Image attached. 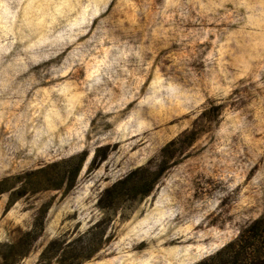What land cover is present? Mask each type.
<instances>
[{
  "label": "rangeland",
  "instance_id": "obj_1",
  "mask_svg": "<svg viewBox=\"0 0 264 264\" xmlns=\"http://www.w3.org/2000/svg\"><path fill=\"white\" fill-rule=\"evenodd\" d=\"M260 216L264 0H0V264H221Z\"/></svg>",
  "mask_w": 264,
  "mask_h": 264
},
{
  "label": "trees",
  "instance_id": "obj_2",
  "mask_svg": "<svg viewBox=\"0 0 264 264\" xmlns=\"http://www.w3.org/2000/svg\"><path fill=\"white\" fill-rule=\"evenodd\" d=\"M83 157L78 161L81 165ZM227 252L221 264H264V216L254 219L239 236L217 253Z\"/></svg>",
  "mask_w": 264,
  "mask_h": 264
}]
</instances>
